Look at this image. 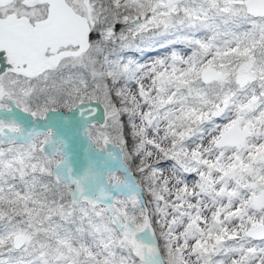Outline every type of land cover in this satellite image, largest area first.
<instances>
[{
  "label": "snow or ice",
  "instance_id": "1",
  "mask_svg": "<svg viewBox=\"0 0 264 264\" xmlns=\"http://www.w3.org/2000/svg\"><path fill=\"white\" fill-rule=\"evenodd\" d=\"M0 264H264V0H0Z\"/></svg>",
  "mask_w": 264,
  "mask_h": 264
}]
</instances>
